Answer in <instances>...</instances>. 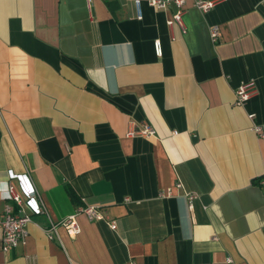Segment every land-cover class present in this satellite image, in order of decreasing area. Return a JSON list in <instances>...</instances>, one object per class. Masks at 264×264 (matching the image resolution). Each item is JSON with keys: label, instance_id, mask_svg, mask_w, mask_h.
I'll return each instance as SVG.
<instances>
[{"label": "crops", "instance_id": "1", "mask_svg": "<svg viewBox=\"0 0 264 264\" xmlns=\"http://www.w3.org/2000/svg\"><path fill=\"white\" fill-rule=\"evenodd\" d=\"M134 1L0 0V212L13 171L51 221L97 206L116 224L80 214L49 240L34 215L0 264H264V0H185L183 28Z\"/></svg>", "mask_w": 264, "mask_h": 264}, {"label": "built area", "instance_id": "2", "mask_svg": "<svg viewBox=\"0 0 264 264\" xmlns=\"http://www.w3.org/2000/svg\"><path fill=\"white\" fill-rule=\"evenodd\" d=\"M89 3L91 0H87ZM218 0L204 1L197 0L195 7L202 12H207L212 9ZM148 5L158 10H165L169 6H173L175 11L171 18L167 21L168 26L174 24L183 28V15L185 13L184 4L185 0H149ZM135 7L138 13V19H141L139 0L134 1ZM219 29L218 27H212L210 29V38L213 43L218 41ZM155 54L160 57L162 54L161 45L158 40L154 42ZM257 93V87L254 82H247L240 84L234 91L235 101L234 105L243 106ZM251 120L254 119V115H249ZM253 131L257 134H261V127L253 125ZM176 135V132L172 133ZM155 130L147 123L141 127H133L130 129L126 137L133 138L140 136L143 138H150L155 136ZM9 179H15L18 183V190L13 186L8 187L9 200L15 205L6 204L4 209L0 212V235H1V251L7 253L17 247L25 246L28 238L27 225L31 222V217L34 215H45L48 218V226L44 229V232L49 240H53L57 237V227L62 226L68 236L71 239H75L80 234V227L77 223L76 217L80 214L86 216L90 222L104 221L108 224L109 228L116 230V224L114 221L108 219L104 212L97 206H90L77 209V211L66 217L59 222H53L48 216L47 209L36 190L29 175L15 174L13 171L7 172ZM260 185H264V178L259 180ZM178 189L182 188L180 182L175 185ZM168 195L170 192L167 193ZM188 208L193 209V203L197 198L196 195L188 194L187 196ZM215 239V238H214ZM231 264L230 259L227 260ZM28 264H36L33 258L29 259Z\"/></svg>", "mask_w": 264, "mask_h": 264}, {"label": "trees", "instance_id": "3", "mask_svg": "<svg viewBox=\"0 0 264 264\" xmlns=\"http://www.w3.org/2000/svg\"><path fill=\"white\" fill-rule=\"evenodd\" d=\"M260 180V179H259ZM71 196H72V194H71Z\"/></svg>", "mask_w": 264, "mask_h": 264}]
</instances>
